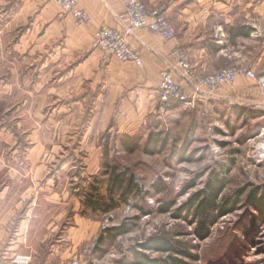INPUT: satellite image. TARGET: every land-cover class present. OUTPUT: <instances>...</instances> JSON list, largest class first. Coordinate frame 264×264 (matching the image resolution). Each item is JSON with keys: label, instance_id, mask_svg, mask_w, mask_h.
<instances>
[{"label": "rangeland", "instance_id": "1", "mask_svg": "<svg viewBox=\"0 0 264 264\" xmlns=\"http://www.w3.org/2000/svg\"><path fill=\"white\" fill-rule=\"evenodd\" d=\"M244 1L232 25L211 23L201 55L188 47L195 40L181 46L198 75L253 70L257 79L206 92L190 110L175 105L137 134L63 148L57 158L72 162L54 173L77 194L72 242L42 264H264V0Z\"/></svg>", "mask_w": 264, "mask_h": 264}, {"label": "crops", "instance_id": "2", "mask_svg": "<svg viewBox=\"0 0 264 264\" xmlns=\"http://www.w3.org/2000/svg\"><path fill=\"white\" fill-rule=\"evenodd\" d=\"M124 1L82 0L93 22L77 27L55 0H0L1 264L48 263L57 247L72 242L71 206L77 194L68 175L54 173L72 162L61 153L57 158L59 152H71L76 144L85 148L91 135H134L158 121L161 72L175 47L195 40L188 47L201 55L211 23L218 29L232 25L241 18L232 14L234 6L245 4L141 0L149 8L163 7L178 35L167 42L136 30L129 40L143 60L138 67L114 58L105 62L92 47L102 26L125 29L118 20ZM202 67L210 68L205 62ZM245 77L238 78V87L246 84ZM76 223L79 234L86 233V224ZM63 225V239L55 241Z\"/></svg>", "mask_w": 264, "mask_h": 264}, {"label": "built area", "instance_id": "3", "mask_svg": "<svg viewBox=\"0 0 264 264\" xmlns=\"http://www.w3.org/2000/svg\"><path fill=\"white\" fill-rule=\"evenodd\" d=\"M55 1L74 18L77 27L92 24V18L81 8L82 0ZM118 20L125 24V29L102 26L94 35L92 47L102 52L105 62L114 58L122 63H134L143 67L140 54L129 40L136 30H148L152 35L167 42L175 40L178 35L177 28L163 7L149 8L141 0H125L123 12L118 16ZM242 75L252 80L257 79L253 70H223L215 74L198 75L187 50L178 45L161 72L158 112L161 117L166 116L175 105H179L183 110H190L195 107L201 95L206 92L213 93L225 85L233 86ZM2 261L3 257L0 256V264Z\"/></svg>", "mask_w": 264, "mask_h": 264}, {"label": "trees", "instance_id": "4", "mask_svg": "<svg viewBox=\"0 0 264 264\" xmlns=\"http://www.w3.org/2000/svg\"><path fill=\"white\" fill-rule=\"evenodd\" d=\"M156 146H157V141H156ZM147 151H149V150H147ZM152 153H153V151H152ZM122 184H123V176H117V178H116V184H115L116 187H121ZM263 213H264V209H263Z\"/></svg>", "mask_w": 264, "mask_h": 264}]
</instances>
